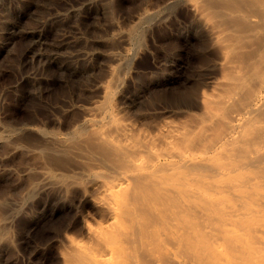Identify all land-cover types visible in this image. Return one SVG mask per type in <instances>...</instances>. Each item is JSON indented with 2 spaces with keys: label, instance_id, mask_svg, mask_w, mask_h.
<instances>
[{
  "label": "rangeland",
  "instance_id": "obj_1",
  "mask_svg": "<svg viewBox=\"0 0 264 264\" xmlns=\"http://www.w3.org/2000/svg\"><path fill=\"white\" fill-rule=\"evenodd\" d=\"M263 10L264 0H0V264H176V255L181 264H264L262 231L252 257L242 247L258 241L244 228L240 233L243 222L231 231L245 236L238 245L218 209L231 201L245 211L264 204ZM236 114H249L242 131L235 130ZM234 133L245 149L231 145L233 158L218 155L217 146ZM171 148L212 154L208 166L179 169L211 183L219 179L215 163L243 162L246 173L261 174V200L246 194L244 203L253 204L241 208L232 191L216 192V208L169 191L165 184L179 173L165 166L156 172L167 175L153 176L158 182L134 170L131 160L155 163V153L164 158ZM124 173L136 174L131 184L141 181L115 218L105 188ZM153 181L166 192L159 184L153 189ZM202 186L214 194L213 185ZM169 195L186 201L175 204ZM186 202L209 214L188 207L197 214L184 217ZM210 205L219 216H210Z\"/></svg>",
  "mask_w": 264,
  "mask_h": 264
},
{
  "label": "bare ground",
  "instance_id": "obj_2",
  "mask_svg": "<svg viewBox=\"0 0 264 264\" xmlns=\"http://www.w3.org/2000/svg\"><path fill=\"white\" fill-rule=\"evenodd\" d=\"M263 12H264V10H263ZM254 23H256L255 22V19H254V21H253ZM258 24V23H257ZM259 25V24H258ZM259 27V26H258ZM263 88H264V83H263ZM262 92V91H261ZM261 94V93H260ZM259 95V94H258ZM263 97H264V91H263ZM260 96V95H259ZM257 98V97H256ZM256 98L254 99V101H253V103L255 102V100H256ZM262 98V96L260 97V100H262L261 99ZM259 100V101H260ZM257 101V100H256ZM263 101V100H262ZM263 103V102H262ZM255 104H257L256 102H255ZM254 104V106L256 107V105ZM260 104H261V102H260ZM252 109V108H251ZM248 113V112H247ZM241 114H243V113H241ZM245 114V113H244ZM249 114H250V112H249ZM248 114V115H249ZM236 115H238V119L236 118L237 116H233V117H235L236 118V125H235V130H241V128H242V126L244 127V125L245 124H243L242 125V123L244 122V119H245V117H247V116H245V117H243V116H241V117H239V115L240 114H236ZM234 119H232V121H233ZM247 120V119H246ZM254 120H256V119H254ZM253 120V121H254ZM252 121V122H253ZM249 122V121H248ZM248 122H246V123H248ZM264 122V121H263ZM235 123V122H234ZM257 123V122H256ZM256 123H253V124H256ZM260 123V122H259ZM258 123V124H259ZM261 123H262V121H261ZM250 124H251V122H250ZM249 124V125H250ZM252 124V126L254 127V125ZM248 125V124H247ZM257 125V124H256ZM255 125V126H256ZM257 127L258 126H256V128L255 129H257ZM259 127H261L263 130H264V123H262V124H259ZM259 127H258V129H259ZM232 128V127H231ZM247 128V127H246ZM250 128H252V127H250ZM234 129V128H233ZM243 129V128H242ZM253 129V128H252ZM175 130V129H174ZM174 130H171V131H174ZM235 130L233 131V130H230L231 132H235ZM251 130V129H250ZM249 130V131H250ZM259 130H261V129H259ZM170 131V132H171ZM178 131V130H177ZM242 131V130H241ZM174 133V132H173ZM236 133V132H235ZM232 134V135H229V138L228 139H226L227 141L225 142V143H223V144H221V145H219V146H217V148H216V150H217V152H216V150H214L218 155H219V153L220 154H226V153H230L231 155H232V152H233V147L232 146H234L235 145V143H236V141L237 142H240L241 143V141H239L238 140V133L239 132H237L236 134H238V135H236V134ZM264 133V132H263ZM172 134V133H171ZM170 134V135H171ZM178 134V133H177ZM177 134H175V135H177ZM183 134V133H182ZM173 135V134H172ZM171 137H173V136H171ZM171 139V138H170ZM169 139V140H170ZM174 139V138H173ZM172 139V140H173ZM177 139L179 140V138L177 137ZM171 140V141H172ZM176 140V139H175ZM177 141V140H176ZM175 142V141H174ZM222 142H224V141H222ZM171 144H174V143H171L170 142V144L169 145H171ZM220 144V143H219ZM239 144V143H238ZM238 144H236L237 146H239V147H237L236 145V150H241L240 149V145H238ZM231 146V148H229L230 146ZM242 145H244V144H242ZM241 145V147L242 148H244L245 146H242ZM235 148V147H234ZM239 148V149H238ZM262 148H264V147H262ZM172 149L173 148H171V151H170V153H172ZM231 149V150H230ZM245 149V148H244ZM244 149H242V150H244ZM174 150V149H173ZM176 150V149H175ZM174 150V151H175ZM177 150H179V149H177ZM182 150H184L185 151V149H182ZM230 150V151H229ZM235 150V151H236ZM263 150V149H262ZM176 151V152H173L172 154H170V155H168L167 157H161L159 154H157V153H155V156H156V162L155 163H147L145 160H144V158L142 157V156H139V157H137V158H135V159H133V160H131L132 161V164H133V166L135 167L134 168V170L139 174V176L141 175V176H144V177H148V178H150L151 179V177L153 178V176L154 177H156L157 175H161L162 173H163V175L164 174H166V173H164L163 171H162V173L161 174H158L157 172H156V170L157 171H159V169H161L162 170V168H163V170H164V167L163 166H165L168 170H170V172L169 173H172L173 172V176L175 175V174H177V173H179V169H180V166L181 165H183V164H186V165H188L189 167H190V165L189 164H194L193 165V167L195 166V164H204V163H208L209 161H211L212 160V158L214 157V156H212V154H209V153H206V152H201L202 151V149H201V151H199V152H197L196 151V153H194V152H192V151ZM260 152V154H261V152H263V151H259ZM256 153V152H255ZM258 153V152H257ZM264 153V152H263ZM227 155H229V154H227ZM227 155H226V158H227ZM231 155H229V157L231 156ZM251 155V154H250ZM249 155V156H250ZM259 155V154H258ZM258 155L256 156L257 158L256 159H258ZM248 156V157H249ZM219 157V159H220V156H218ZM225 158V156L224 155H222V157L221 158ZM251 157V156H250ZM259 157H260V155H259ZM224 158H223V160L222 159H220V160H222V161H224ZM231 158H233V155L231 156ZM230 158V160H233V159H231ZM252 158V157H251ZM253 159V158H252ZM229 159H227V160H225L226 162L227 161H230ZM250 160V159H249ZM254 160V159H253ZM130 161V162H131ZM255 161V160H254ZM254 161H252V162H254ZM211 163V162H210ZM210 163H209V166H210ZM230 163V166H226V165H224V164H222L221 162H217V163H215L214 165H215V167L218 169V173H216V172H214V174L216 175V174H218V176L219 177H216V178H219L217 181H215L214 183H211V182H209V181H207V180H204L203 178L201 179L200 177H202V175L200 176V174H199V176H198V174L196 173L195 175H197V176H195V175H190V174H184V173H182V170H181V173H179L178 174V178L174 181V182H171V181H168V179H167V183L165 184V183H163V184H165V186L166 187H168L169 188V191H170V189L171 190H173V191H176V192H179V194H181V193H184V191H185V194H188V195H190V197H193V198H196L197 199V197H199L198 199L200 200V198H202V199H204L205 198V200L208 202V203H205V204H214L215 206L217 205V206H219V203H220V200H218V197L220 196V195H222V193H225L226 191L228 192H230V191H232L234 194H235V196L238 198V200H240L241 202L240 203H243L242 205H240V207L241 206H243L245 203H244V200H246V198L245 197H247V195L246 194H251V195H253V196H256V199L257 198H259V200H261V186L259 185V182H258V180H260L261 178H264V177H259V176H261V174L260 173H256V174H259L258 176H257V178H256V174H250V175H252V176H254L255 178H256V181H255V179H254V177L253 178H248V177H246V180H245V178H244V176H249V177H252V176H250L249 175V173H252V171H250L249 170V173H248V175H247V173H246V171L244 170V167H245V164H243V162L241 163L242 164V166L240 167V166H238L237 165V167H235V165L236 164H234V161L232 162V164H234V165H232L231 164V162H228V164ZM248 163V162H247ZM243 165H244V167H243ZM247 165V164H246ZM158 166H162V168H160L159 167V169H158ZM197 166V165H196ZM207 166H208V164H207ZM239 167V168H238ZM188 168V167H187ZM191 168V167H190ZM242 168V170H244L243 172L244 173H246V175H244V176H242L241 178H240V176L242 175V174H244L243 172H240L239 171V169H241ZM167 169H165V170H167ZM245 169H247L246 167H245ZM131 172H134V171H130V172H128L127 171V173H126V175H128V173H131ZM125 173L124 174H122L123 176L125 175ZM156 173H157V175H156ZM159 173H160V171H159ZM175 173V174H174ZM191 173V172H190ZM192 173H195V172H192ZM191 173V174H192ZM135 174V173H134ZM134 174H131V176L129 175V176H126V177H124V178H122V179H120V180H118L117 182H115V184L114 185H110L109 187L107 186V188H105V197L106 198H108V199H110V197H112V202H111V214H112V216L113 217H117V215H118V210L120 211L121 210V208L122 207H125V205H127V206H129V198H128V195H130V193H128V192H130L131 191V187H132V184L134 183V182H136L138 179L140 180V178L139 177H136V179L137 180H135L134 182L132 181V184L130 183V179L133 177V176H135ZM168 174V173H167ZM166 174V175H167ZM241 174V175H240ZM156 175V176H155ZM240 175V176H239ZM176 176V175H175ZM207 176V175H206ZM206 176H204V178L206 177ZM158 177V176H157ZM161 177V176H160ZM168 177V176H167ZM177 177V176H176ZM175 177V178H176ZM209 177H210V175H209ZM161 178H163V176L161 177ZM160 178V179H161ZM135 179V178H134ZM141 179H142V177H141ZM149 179V180H150ZM155 178H153V180H154ZM157 179V180H156ZM155 179V181H157L158 182V178H156ZM166 179V178H165ZM242 179L243 180H245V181H242ZM252 179H254V180H252ZM258 179V180H257ZM142 180H144V179H142ZM152 180V179H151ZM151 180L150 181H148V182H151ZM162 180H164V179H162ZM251 181V183L250 182H248V181ZM261 180H264V179H261ZM141 181V180H140ZM155 181H153V184H155ZM166 180H164V182H165ZM248 182L247 184H250V185H247L245 182ZM145 182H147V181H145ZM144 182V183H145ZM262 182H264V181H262ZM139 184H144L143 183V181L140 183V182H138ZM137 184V183H136ZM153 184H151L152 186H153ZM157 184H159L158 185V188H159V186L160 185H162V182H161V184L160 183H157ZM157 184H155V186L154 187H152L153 189L156 187V185ZM145 185V184H144ZM146 185L148 186V183H146ZM146 185H145V187H146ZM151 185H149V186H151ZM202 185H213V188H214V194L213 193H210L211 192V190H210V192H208L207 190H206V188L204 189L203 188V186ZM165 186H163V187H165ZM202 186V187H201ZM140 187H142V186H139V188ZM161 187V186H160ZM165 187V188H166ZM210 187V186H209ZM212 187V186H211ZM138 188V187H137ZM143 189H144V187H142ZM157 188V187H156ZM157 188V189H158ZM162 188V187H161ZM161 188H159V189H161ZM164 188V189H165ZM244 188H246V189H244ZM149 189H151V188H149ZM153 189H151L150 191L151 192H153L154 190ZM163 189V188H162ZM161 189V190H162ZM164 189H163V192H166V190L164 191ZM244 189V190H243ZM248 189V190H247ZM141 190V189H140ZM139 190V191H140ZM146 190V189H145ZM161 190H158V191H161ZM249 191V192H247V191ZM135 191V190H134ZM149 191V192H150ZM157 191V192H158ZM225 191V192H224ZM146 192H148V191H146ZM162 192V191H161ZM167 192H168V190H167ZM187 192V193H186ZM216 192H222L220 195H219V193H216ZM103 193V192H102ZM141 193V192H140ZM144 193V192H143ZM154 193V195L155 194H157V193H155V192H153ZM152 193V194H153ZM231 193V192H230ZM133 194V193H132ZM131 194V195H132ZM142 194V193H141ZM148 194V193H147ZM163 194H165L166 196H167V194H169V192L166 194V193H163ZM217 194L219 195L218 197H217ZM226 194V193H225ZM130 195V196H131ZM138 195V194H137ZM146 195V194H145ZM154 195H153V197L152 196H149V197H152V198H154ZM158 195H160L159 193L157 194V196ZM224 195V194H223ZM233 195V194H232ZM108 196V197H107ZM134 196H135V194H134ZM142 196H143V194H142ZM141 196V197H142ZM166 196H162L163 198L164 197H166ZM171 195H169V200L171 199V200H173V202L176 204V200H177V198H179V196L177 197V198H172V196L170 197ZM184 196L185 195H183V198H182V195H181V197L180 198H182V199H180L179 198V201L181 200L182 202L184 201H186V200H183V199H185L184 198ZM187 196V195H186ZM229 196H231V194L229 195L228 194V197ZM159 197V196H158ZM161 197V198H162ZM145 198V197H144ZM167 198V197H166ZM220 198H221V196H220ZM138 199V198H137ZM145 199H148V197L146 196V198ZM145 199L143 200V198H142V200L143 201H145ZM151 198H149L148 200H150ZM168 199V198H167ZM176 199V200H175ZM186 199L187 200H191V199H189V198H187L186 197ZM197 199V200H198ZM234 199V198H233ZM111 200V199H110ZM132 200V199H131ZM142 200H140V201H142ZM157 200H160V199H156L155 198V204H156V201ZM175 200V201H174ZM222 200H223V197H222ZM227 200H229V199H227ZM227 200H226V202H227ZM242 200H243V202H242ZM258 200V199H257ZM147 201V200H146ZM151 202H153V200H150ZM150 201H149V204H150ZM164 200L162 199V201H160V203L161 202H163ZM178 201V200H177ZM180 201V202H181ZM203 201V200H202ZM202 201H199V203L198 204H201V203H203ZM165 202H166V200H165ZM164 202V203H165ZM167 202H168V200H167ZM180 202L178 203V204H180ZM190 202V201H189ZM198 202V201H197ZM201 202V203H200ZM205 202V201H204ZM258 202V201H257ZM260 202V201H259ZM132 203V202H131ZM136 203V202H135ZM141 203V202H140ZM143 203V202H142ZM146 203V202H145ZM157 203L159 204V202L157 201ZM164 203H161V204H163L164 205ZM188 202H186V206L188 205V204H190L191 203V206H192V202H190V203H188ZM223 203H224V200H223ZM222 203V204H223ZM231 203H232V201H231ZM231 203H227V206H225V205H223V207H220V208H218V209H220V213L217 211V209H214L213 207L214 206H212V205H210L214 210H216V212L215 211H213V210H210V209H212V208H208V210H210V211H212V215H211V213H210V216L211 217H214L213 216V214H215L216 216L218 215V213L220 214V216L223 218V220L227 223V225L226 226H229V227H231L230 229H227L229 232H231V231H233L232 229H235V231L236 230H238V228H239V226L240 227H242V225H243V227H242V231L240 232V233H246L247 232V230H248V232L250 233L249 235L250 236H252V237H254L255 239H256V241H258L257 243H253V242H248L247 241V243H246V241H244V243H246V244H244L243 243V239H244V237L248 234V232L246 233V234H244L245 236H243L242 237V235L239 233V232H231V233H233V235H235L234 233H236V237L235 236H233L234 238H236L235 239V241L237 240V241H240V240H242V245H243V247L242 248H244V249H246V251L247 252H249L250 254H253L252 255V257L255 255V254H257L258 252H259V250L261 249V231H262V235H263V240H262V246H264V226H261V217L263 216L264 217V215H262L261 216V214H258L257 216H261V217H256L255 215H254V213L255 214H257V213H259L260 212V210L259 211H257L258 209H260V205L261 204H263V202L259 205V203H257V204H255V205H259V206H256V208L255 207H253L254 205H252L253 203L252 202H250L251 204H249V203H246L245 205H247V206H250V205H252V206H250V208H247V209H249L248 211L246 210H243V209H239L238 207H236V206H234V205H229V204H231ZM134 204V203H133ZM148 203H146V205H147ZM152 204V203H151ZM150 204V205H151ZM160 204V205H161ZM174 204V205H175ZM183 204V203H182ZM182 204H180V205H182ZM198 204H196V206H194L195 207V209H196V207L198 206ZM222 204H221V206H222ZM132 205V204H131ZM136 205V204H135ZM138 205V204H137ZM244 205V207H247V206H245ZM264 205V204H263ZM145 206V205H144ZM151 206H152V208H151ZM149 208H151V209H155V210H157L156 212H159V210H161V209H159V208H157L156 209V207H153L154 206V204L153 205H151ZM200 206V205H199ZM217 206H216V208H217ZM135 207V206H134ZM143 207V206H142ZM146 207H148V206H146ZM159 207H161L162 209H163V211H164V208L162 207V206H159ZM175 207H176V212H177V208H179V206L177 207L176 205H175ZM188 207H189V209L190 208H192V207H190V206H187V209H188ZM194 207L192 208V209H194ZM254 208V209H252V208ZM257 207H258V209H257ZM263 207V206H262ZM166 208V207H165ZM181 208V207H180ZM199 208H201V207H199ZM241 208H243V207H241ZM150 209V211H153V210H151ZM159 209V210H158ZM167 209V208H166ZM182 209V211H180L179 210V213L180 212H182L181 214L185 217V213L186 212H190L189 211V209L187 210V211H184L185 209H184V207L183 208H181ZM184 209V210H183ZM194 209V210H195ZM244 209H246V208H244ZM250 209H252V210H250ZM262 209V208H261ZM264 209V208H263ZM132 210V209H131ZM149 210V209H148ZM196 210H198V208L196 209ZM195 210V211H196ZM201 210V209H200ZM200 210H198V211H200ZM204 210V209H203ZM149 211V212H150ZM166 212H167V210H165ZM207 211V210H206ZM130 212V211H129ZM128 212V213H129ZM153 212H155V211H153ZM153 212H152V214H153ZM155 212V213H156ZM166 212H164V213H166ZM168 212H169V210H168ZM185 212V213H184ZM197 212V211H196ZM196 212H190V213H195V214H197ZM201 212L203 213V211L201 210ZM209 212V211H208ZM208 212H205V214H209ZM214 212V213H213ZM218 212V213H217ZM262 212V214H264L263 212H264V210L263 211H261ZM260 212V213H261ZM132 213V212H131ZM130 213V214H131ZM151 213V212H150ZM160 213H162L161 215H163V212L162 211H160ZM170 213V212H169ZM184 213V214H183ZM190 213L189 214H187L186 213V215H190ZM133 214V213H132ZM168 214V213H167ZM176 215H178V217H180L181 218V215L179 216V214H178V212L177 213H175ZM199 214V213H198ZM205 214L203 213V215L202 216H200V217H203V216H205ZM161 215H157V216H161ZM164 215H166V214H164ZM171 215H173V214H171ZM192 216H193V214H191ZM199 215H201V214H199ZM206 215V216H207ZM118 216H120V215H118ZM132 216V215H131ZM168 216V215H167ZM170 216V215H169ZM191 216V217H192ZM219 216V215H218ZM166 216H164V218H163V221L165 220V219H167V217L165 218ZM174 217V216H173ZM176 217V216H175ZM195 217V216H194ZM197 217V216H196ZM208 217V216H207ZM211 217H209V218H202V220L203 219H210ZM221 217H218V219H221L220 221H222V218ZM169 218H171V217H169ZM198 218V217H197ZM217 218V217H216ZM177 219V218H176ZM182 219H183V217H182ZM191 219H194L193 221L195 222V224H196V219L195 218H191ZM215 219V218H214ZM172 220H175L174 218L172 219ZM197 220H200V218H198ZM212 220V219H211ZM163 221H161V224H163V223H165V222H163ZM166 221V220H165ZM168 221V220H167ZM205 221V220H204ZM204 221H203V223H204ZM207 221V220H206ZM206 221H205V223H206ZM213 221V220H212ZM212 221L210 222V224H212ZM215 221V220H214ZM218 222L219 223V225L221 226V224H222V222ZM200 222V221H199ZM209 222H208V224H209ZM244 222V223H243ZM203 223L201 222V224L203 225ZM218 223H217V225H218ZM221 223V224H220ZM242 225H241V224ZM194 224V225H195ZM197 224H199V223H197ZM207 224V223H206ZM239 226H238V225ZM165 225H166V223H165ZM194 225H192L193 227H194ZM214 225V224H213ZM215 225H216V223H215ZM236 225H237V229L236 228H233L234 226L236 227ZM169 226V225H168ZM209 226H211V225H209ZM220 226H218V227H220ZM198 227V226H197ZM204 227H207V226H204L203 225V228ZM217 226H216V228H218ZM222 227V226H221ZM220 227V228H221ZM176 228V227H175ZM195 228V227H194ZM209 228H215L214 226L212 227H209ZM216 228H215V230H216ZM220 228H218L219 230H220ZM243 228L244 229H246V232H245V230L243 231ZM187 230L186 231H188V230H190V228L188 229V228H186ZM199 229V228H198ZM224 229V228H223ZM226 229V228H225ZM180 230V229H179ZM181 230H183V229H181ZM199 230H201V229H199ZM209 230V229H208ZM208 230H202V231H204L203 233H206L205 231H208ZM213 230V229H212ZM215 230H214V232H215ZM239 230H240V228H239ZM238 230V231H239ZM184 231V230H183ZM182 231V232H183ZM194 232L195 233V231H197V228L195 229V231H194V229H191L190 230V232ZM202 231H201V233L200 234H202ZM221 231H223V232H225L226 234H228L229 232H227L226 230H222L221 229ZM221 231H219V233L218 234H220L221 233ZM177 232H178V229H177ZM177 232H174V233H176L177 234ZM180 233H181V231H179ZM198 232V231H197ZM213 232V233H214ZM173 233V234H174ZM188 233H189V231H188ZM216 233V232H215ZM214 233V234H215ZM241 235V237H240V239L238 238L240 235ZM179 234V233H178ZM186 233H183L182 235H185ZM197 234V233H196ZM217 234V233H216ZM217 234V235H218ZM222 234V233H221ZM230 234V233H229ZM227 235L228 237H231L230 235ZM175 235V234H174ZM191 236H192V238H194L195 236L193 235V234H190ZM190 235H188L189 237H191ZM203 235V234H202ZM205 235V234H204ZM203 235V236H204ZM223 235H225L224 233H223ZM223 235H221V236H223ZM180 236H181V234H180ZM180 236H179V242H180ZM187 235H186V237H188ZM194 236V237H193ZM207 236L208 235H205V238H207ZM210 236V235H209ZM208 236V237H209ZM215 236V235H214ZM248 236V235H247ZM175 238H174V240H175V243H176V241H177V239L178 238H176V235L174 236ZM178 237V236H177ZM183 237V236H182ZM197 237V236H196ZM220 237V236H219ZM228 237H225V239H227ZM214 238H216V237H214ZM224 238V237H223ZM239 240H238V239ZM243 238V239H242ZM221 238H218V240H220ZM229 239L232 241V238H228L227 240L229 241ZM207 240H209V242H211L210 240L211 239H207ZM213 240H215V239H213ZM230 241V242H231ZM235 241H233V242H235ZM236 241V242H237ZM179 242H177V244H179ZM213 242V241H212ZM229 242V243H230ZM181 243V242H180ZM218 243H216V245H217ZM237 244L239 245V243L237 242ZM237 244H234V247L236 248V246L235 245H237ZM240 244H241V242H240ZM215 245V244H214ZM214 246V247H217V246ZM213 246V245H212ZM238 248H240V247H238ZM244 249H242V250H244ZM176 252V251H175ZM245 252V251H244ZM108 253H111V249L108 251ZM178 253V252H177ZM176 253V254H177ZM175 254V255H176ZM172 256L173 255V253H169L167 256ZM179 255V254H178ZM174 256V255H173ZM176 257L177 258H174L173 260H175L176 262H178V263H180L181 262V259L180 260H178V258H181V257H178L177 255H176ZM225 257H227V256H225ZM169 258V257H168ZM171 258V257H170ZM182 259H183V257H182ZM169 260V259H168ZM171 260H172V258H171ZM174 261V262H175ZM183 262H186V261H184L183 260ZM169 263V262H168ZM173 264V262H170V264ZM178 263H176V264H178ZM182 263V262H181ZM180 263V264H181ZM175 264V263H174ZM185 264V263H184Z\"/></svg>",
  "mask_w": 264,
  "mask_h": 264
}]
</instances>
